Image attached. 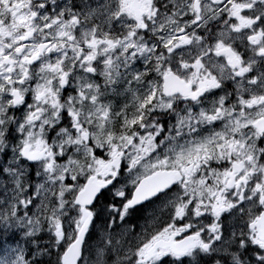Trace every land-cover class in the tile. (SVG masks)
<instances>
[{
    "label": "snow or ice",
    "instance_id": "1",
    "mask_svg": "<svg viewBox=\"0 0 264 264\" xmlns=\"http://www.w3.org/2000/svg\"><path fill=\"white\" fill-rule=\"evenodd\" d=\"M0 264H264V0H0Z\"/></svg>",
    "mask_w": 264,
    "mask_h": 264
}]
</instances>
